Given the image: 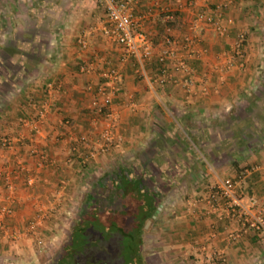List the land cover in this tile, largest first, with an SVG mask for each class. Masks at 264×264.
<instances>
[{
	"label": "crops",
	"instance_id": "crops-1",
	"mask_svg": "<svg viewBox=\"0 0 264 264\" xmlns=\"http://www.w3.org/2000/svg\"><path fill=\"white\" fill-rule=\"evenodd\" d=\"M219 1L131 0L132 17L154 54L160 48L154 36L162 32L173 46L186 44L197 55L177 51L191 70L186 92L184 72L170 84H156L153 57L118 63L120 47L103 33L101 0H0V85L6 87L0 93L6 103V127H1L20 140L9 151L0 149V166L9 168L19 158L25 175L35 179L32 190L22 187L23 175L14 180L17 202L8 228H19L36 199L64 184L56 210L71 214L70 231L92 221L106 225L131 212L124 228L131 224L135 243H147L149 263L264 264V240L208 206L212 185L224 177L237 179L236 192L243 199L252 194L264 201V0H233L217 10ZM169 10L179 13L178 25L163 29L157 15ZM197 13L214 17L223 31L198 22L193 37ZM243 29L248 35L240 55L218 82L216 69ZM82 32L83 49L75 42ZM91 62L92 71L78 72V64ZM115 65L120 79L110 110L117 141L80 164L69 151L75 143L68 137H96L105 123L101 116H88L84 87L99 80L101 68ZM48 81L54 83L51 96L45 93ZM34 104L46 105L47 111L33 143L19 119L31 120ZM64 120L70 122L67 129ZM64 131L70 135H61ZM34 146L44 151L41 164L30 154ZM0 253V262L6 260L5 251Z\"/></svg>",
	"mask_w": 264,
	"mask_h": 264
},
{
	"label": "built area",
	"instance_id": "built-area-1",
	"mask_svg": "<svg viewBox=\"0 0 264 264\" xmlns=\"http://www.w3.org/2000/svg\"><path fill=\"white\" fill-rule=\"evenodd\" d=\"M232 1L220 0L215 7L217 10H222L231 5ZM101 5L105 13L103 33L110 42L120 47L119 64H122L129 57H134L140 62L153 57L158 65V75L155 78L158 86L163 87L174 82L176 73L184 72L185 78H183L181 83L186 89V92L190 91L191 82L188 76L191 70L186 65L185 58L177 53L178 50L173 46L172 40L168 36L160 40L159 51L154 54V48L149 37L132 17L131 0H101ZM198 22H203L216 27L221 32L223 31V28L217 25L218 22L214 17L197 13L192 21L193 37L196 36L195 30ZM245 39V30L236 32L232 43L233 51L225 56L223 64L216 69L218 82L224 80L225 71L233 64L234 58L240 55L239 49ZM188 41L190 42L189 39ZM75 42L81 49L85 48L86 32L78 35ZM182 44L180 48L187 51V57L192 58L197 56L194 55L193 51L188 50L186 44ZM93 68L94 62L82 63L77 66L79 73H88ZM119 79V70L116 65L105 66L99 72V80L93 85L87 84L84 87L85 92L89 95L87 101L88 116L92 119L95 116H101L105 123L99 129L96 137H86L85 135L68 137L70 141L75 143V145H70L69 151L75 155L80 164L86 165L94 153L106 151L117 141V138L114 136L116 119L110 110V105L116 98L117 82ZM44 87L46 95L51 96L54 90V83L48 81ZM29 103L33 105L32 100ZM46 107L43 104L35 106L33 118L29 121H25L23 118L19 119L21 125L28 127L29 140L33 143L35 135L40 133V126L44 122L47 111ZM62 125L67 129V127H70V122L64 120ZM65 133L64 131L61 135H65ZM20 139L22 140V138ZM16 141L20 142V140L12 137H2L0 138V149L9 151ZM94 145L96 146L94 147ZM30 154L36 158L38 163L40 162L39 164H41L42 160H45L44 151L41 148L34 146L30 150ZM25 174V162L19 158L9 168L0 166V237L12 244L20 241H31L40 246L45 244L46 241L48 242L43 236V233L47 228L46 224L52 217L54 210L59 206L60 199L63 198L64 184L55 187L51 196L41 200L36 199L30 215L19 228H8L6 222L11 221L14 217V207L17 202L16 182L14 183V180L23 175L22 187L26 190H32L35 184V179L31 175ZM236 186V178L224 177L218 182L216 181L211 187L212 192L208 201L209 209L212 211L218 210L217 212H219L220 216L224 213L226 217L236 219L242 227L251 229L258 239L264 240V201L259 202L252 194H246L243 199L236 192ZM52 239L53 237L50 238V240Z\"/></svg>",
	"mask_w": 264,
	"mask_h": 264
},
{
	"label": "rangeland",
	"instance_id": "rangeland-1",
	"mask_svg": "<svg viewBox=\"0 0 264 264\" xmlns=\"http://www.w3.org/2000/svg\"><path fill=\"white\" fill-rule=\"evenodd\" d=\"M245 31L247 38L248 30ZM179 44L180 42H177L176 50L178 51H179ZM260 44L264 48V38ZM2 88L4 87L1 84L0 91ZM0 93L1 95H4V93H6V87L2 89ZM16 93L19 92L16 91ZM4 103L0 101V138L6 136L5 134L6 132H3L2 131L3 128L1 127L2 125H4L3 127H6V114H4L6 110V105H5L6 103L5 104ZM0 192H1V186H0ZM56 209L54 210L55 211L54 214L56 213L55 217H57L58 219L57 218L54 219V221L49 225L46 224L47 228L43 233V236L45 237L46 240H48V242L46 241L45 244L38 246L31 241L30 242L22 241L20 243L17 242L12 244L7 241L4 242L3 240H0V251H5L3 255L7 256L6 260L1 261L0 264H51L53 262H56L57 264H64L68 260L66 256H69L68 262L69 264H71V260L75 254L72 253L71 255L70 254L67 255L65 252L67 244L69 242V238L71 237V233H72L68 225L69 224L68 221L69 219H71L70 217L71 214L66 215L67 213L65 214L61 211H57ZM126 229L129 230L131 234L135 233L136 231L131 224L130 225L127 224ZM51 237H55V239L50 240ZM100 239L97 235L95 236V234L93 236L87 233L85 238V244L82 245L80 248H78L77 256H82L83 258H86L89 255H94L98 257L103 256V254L96 249L98 246L97 244H99L100 243L99 241H101ZM138 245H139L138 253L142 264H153L152 262L149 263V260L147 258V254H148L147 243L140 240ZM125 248L127 249V246L123 245L124 250ZM163 262L160 261L159 264H162ZM165 262L166 263L163 264H182V262L179 259L169 261V263L167 261Z\"/></svg>",
	"mask_w": 264,
	"mask_h": 264
},
{
	"label": "trees",
	"instance_id": "trees-1",
	"mask_svg": "<svg viewBox=\"0 0 264 264\" xmlns=\"http://www.w3.org/2000/svg\"><path fill=\"white\" fill-rule=\"evenodd\" d=\"M178 16L179 13L176 10L161 12L157 15V24L163 29L175 28L178 25ZM165 36H168L171 40L169 35L162 32L157 33L154 36V40H162ZM131 214L130 212L123 217L114 218V221L109 222L107 220L106 225H103V222L97 224V222L92 221L77 228L76 231H72L65 250L67 255L75 254L71 260V264H142L138 253L139 243H135L134 234H131L129 230L124 228L125 219L131 217ZM87 233L93 236L95 234L99 239L101 238L96 249L103 256L89 255L86 258L77 256L78 248L85 244ZM123 245H126L127 249L125 248L124 250ZM214 264L225 263L214 260Z\"/></svg>",
	"mask_w": 264,
	"mask_h": 264
},
{
	"label": "flooded vegetation",
	"instance_id": "flooded-vegetation-1",
	"mask_svg": "<svg viewBox=\"0 0 264 264\" xmlns=\"http://www.w3.org/2000/svg\"><path fill=\"white\" fill-rule=\"evenodd\" d=\"M66 257H67L68 260H69V256H66ZM68 260H67L64 264H69ZM73 261H75V260L73 259ZM51 264H57V263H56V262H53V263H51Z\"/></svg>",
	"mask_w": 264,
	"mask_h": 264
}]
</instances>
